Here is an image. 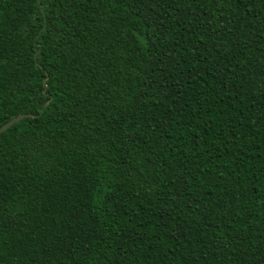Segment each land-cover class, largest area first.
I'll use <instances>...</instances> for the list:
<instances>
[{
    "label": "trees",
    "instance_id": "obj_1",
    "mask_svg": "<svg viewBox=\"0 0 264 264\" xmlns=\"http://www.w3.org/2000/svg\"><path fill=\"white\" fill-rule=\"evenodd\" d=\"M0 264H264V0H0Z\"/></svg>",
    "mask_w": 264,
    "mask_h": 264
},
{
    "label": "water",
    "instance_id": "obj_2",
    "mask_svg": "<svg viewBox=\"0 0 264 264\" xmlns=\"http://www.w3.org/2000/svg\"><path fill=\"white\" fill-rule=\"evenodd\" d=\"M25 117H30V115H28V114H20V115H16V116L12 117L11 119H9L8 121H6L5 123H3L0 126V133L2 131H4L5 129H7L12 124L16 123L17 121H19L20 119L25 118Z\"/></svg>",
    "mask_w": 264,
    "mask_h": 264
}]
</instances>
